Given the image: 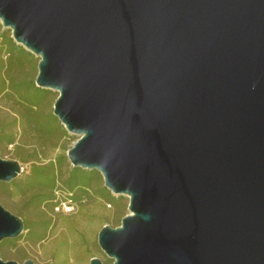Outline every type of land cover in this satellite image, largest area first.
I'll return each mask as SVG.
<instances>
[{
    "label": "water",
    "instance_id": "1",
    "mask_svg": "<svg viewBox=\"0 0 264 264\" xmlns=\"http://www.w3.org/2000/svg\"><path fill=\"white\" fill-rule=\"evenodd\" d=\"M0 22L71 165L128 197L97 233L111 264H264V0H0ZM21 171L0 153L1 182ZM23 229L0 203V242Z\"/></svg>",
    "mask_w": 264,
    "mask_h": 264
},
{
    "label": "rangeland",
    "instance_id": "2",
    "mask_svg": "<svg viewBox=\"0 0 264 264\" xmlns=\"http://www.w3.org/2000/svg\"><path fill=\"white\" fill-rule=\"evenodd\" d=\"M38 60V56L16 43L11 30L0 22V87L5 88L0 92V153L22 166L13 185L9 184L11 181L5 182L6 186L0 183V203L20 216L30 229L40 219L48 221L44 231L40 230L41 241L32 237L30 229H23L16 238L2 240L0 257L20 264L26 259L37 264H88L95 256L111 264L97 243V233L105 224H120L129 213L128 197L112 194L97 170H93L90 185H67L73 166L66 152L78 135L68 132L53 115L58 92L35 85ZM34 165L54 173V206L68 201V192L72 193L71 211H55L49 201L41 202L39 207L32 202L34 191L29 182L34 176Z\"/></svg>",
    "mask_w": 264,
    "mask_h": 264
},
{
    "label": "trees",
    "instance_id": "3",
    "mask_svg": "<svg viewBox=\"0 0 264 264\" xmlns=\"http://www.w3.org/2000/svg\"><path fill=\"white\" fill-rule=\"evenodd\" d=\"M5 88L4 87H0V92H4ZM2 139V135L0 132V142ZM95 171H90V170H85L79 167H73L70 173V176L68 178V186L73 187V186H81V187H85L90 185V180L93 177ZM33 178L32 180H30V188H32L31 190L34 191L32 193V202L36 205V206H40L41 202L44 201H49L50 205H51V209H53L54 206V201L52 200L53 195L51 193H53L54 191V183H55V177H54V173L47 171V170H43L42 167L40 166H33ZM2 183V185L6 186L8 185V183L5 182H0ZM15 182L11 181L9 184L13 185ZM106 193H109L107 189L102 188ZM73 197H71L72 199ZM74 199V198H73ZM54 210V209H53ZM23 220V219H22ZM24 222V229H30L26 226V222L23 220ZM48 224L47 220L44 219H40L37 223H35L34 228L30 229V233L32 235V237H37L35 238L36 241H41L43 238V234L40 233V230H43V227L45 225ZM37 229V231H35ZM44 231V230H43ZM34 232L38 233L39 235H33ZM105 264H107V261H104Z\"/></svg>",
    "mask_w": 264,
    "mask_h": 264
},
{
    "label": "built area",
    "instance_id": "4",
    "mask_svg": "<svg viewBox=\"0 0 264 264\" xmlns=\"http://www.w3.org/2000/svg\"><path fill=\"white\" fill-rule=\"evenodd\" d=\"M69 194H70V198H68V201H66V202H57V204L54 206V210L55 211H58L59 210V208L60 209H66L65 211H71V209L73 208L71 205H70V202H71V195H72V193L71 192H68Z\"/></svg>",
    "mask_w": 264,
    "mask_h": 264
}]
</instances>
